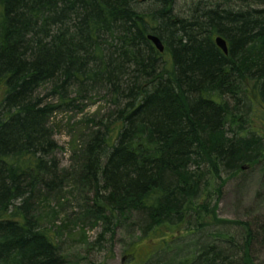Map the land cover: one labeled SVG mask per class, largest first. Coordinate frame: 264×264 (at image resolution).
<instances>
[{
	"label": "trees",
	"instance_id": "obj_1",
	"mask_svg": "<svg viewBox=\"0 0 264 264\" xmlns=\"http://www.w3.org/2000/svg\"><path fill=\"white\" fill-rule=\"evenodd\" d=\"M143 1L0 0V264H71L41 210L69 177L50 118L96 89L114 107L76 174L97 220L114 233L137 212L175 250L163 264H255L264 227L218 206L227 178L264 158V8L199 0L181 16L175 0Z\"/></svg>",
	"mask_w": 264,
	"mask_h": 264
},
{
	"label": "rangeland",
	"instance_id": "obj_2",
	"mask_svg": "<svg viewBox=\"0 0 264 264\" xmlns=\"http://www.w3.org/2000/svg\"><path fill=\"white\" fill-rule=\"evenodd\" d=\"M198 1L175 0L174 12L184 16ZM219 2L236 7L264 8V0ZM142 7L150 10L154 5L151 0H144ZM46 87L47 85L41 88L44 99L59 104L58 96H47ZM100 90L92 91L90 97L80 98L74 104L60 106L50 118L54 139L61 147L56 153L60 167L69 177L60 190L50 194L51 201L41 206L42 213L46 224L52 226V233L59 232L61 251L71 264H163L175 250L168 252L158 248L154 243L156 238L145 232L146 229L143 232L145 221L143 223L137 212L131 215L130 221H124L112 233V229L107 228L102 220H97L91 212L94 189L83 185L77 177L76 168L81 164L77 148H82L88 134L98 128L100 118L114 107L110 103V97ZM71 93L74 97L77 94L76 88H71ZM252 120L255 131L256 128L261 130L264 127L263 119L260 120L261 123L257 116ZM74 142L75 146H72ZM218 215L226 220L248 222L254 231L260 232L263 229L264 158L255 165L247 166L237 176L227 178L219 201ZM238 228L239 225L219 226L212 231L222 230L236 234ZM236 239L238 240V236ZM253 255L255 264H264L262 235L258 236Z\"/></svg>",
	"mask_w": 264,
	"mask_h": 264
},
{
	"label": "water",
	"instance_id": "obj_3",
	"mask_svg": "<svg viewBox=\"0 0 264 264\" xmlns=\"http://www.w3.org/2000/svg\"><path fill=\"white\" fill-rule=\"evenodd\" d=\"M148 37L154 43V45L158 48V50L160 52H164V50H165L164 42L162 41V39L157 34L151 33V34H149ZM215 41H216L217 45L226 54L229 53V46H228L227 40L223 36H221V35L217 36Z\"/></svg>",
	"mask_w": 264,
	"mask_h": 264
},
{
	"label": "bare ground",
	"instance_id": "obj_4",
	"mask_svg": "<svg viewBox=\"0 0 264 264\" xmlns=\"http://www.w3.org/2000/svg\"><path fill=\"white\" fill-rule=\"evenodd\" d=\"M253 249H254V248H253ZM253 249H252V250H253ZM253 256H254V255H253Z\"/></svg>",
	"mask_w": 264,
	"mask_h": 264
}]
</instances>
